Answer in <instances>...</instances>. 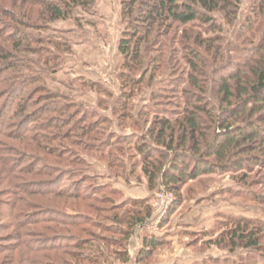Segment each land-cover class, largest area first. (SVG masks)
<instances>
[{
  "label": "trees",
  "instance_id": "16d2710c",
  "mask_svg": "<svg viewBox=\"0 0 264 264\" xmlns=\"http://www.w3.org/2000/svg\"><path fill=\"white\" fill-rule=\"evenodd\" d=\"M25 1L33 8L39 7L36 13L39 12L34 17H42V21L46 23L71 18L77 10L91 7L95 0ZM250 1L253 16H248L247 23L240 31L242 40L251 42L250 47L244 45V49L236 48L232 54L221 43L222 38L205 37L198 29L191 28L190 24L210 25L219 30L214 13L218 12L224 20L232 22L237 16L240 0H121V14L127 20L126 30L118 43L123 67L133 71L142 68V72H152L150 79L157 72L171 68L172 75L179 78H171V83L162 86L163 92L152 96L153 107L138 115H153L151 124L142 136L121 137L109 134L108 139L100 140L95 138L99 135L98 128L96 129L98 121L82 124L89 117L79 113L74 121V112L67 113L70 109L68 105L73 107L70 99H60L42 85L40 89L45 92L44 95L49 96L44 98L40 106L28 111V107L36 100H32L31 93L22 96L23 91L39 79L21 74L19 62H14L12 52L19 51L21 47L31 51V44L36 38L31 32H26L25 24L18 25L20 19L16 17V13L2 6L0 0V39L11 45L0 67V83L4 85V79L8 76H15L17 79L15 83L11 79L0 95V135L17 140L28 138L35 143L36 150L40 148L51 159L66 160L74 165L71 169H63L56 161L42 162L39 156L32 152L14 150L11 144L6 143V149L0 146V159L8 172L2 174L1 183L9 182L6 190L10 189L8 194L12 196L10 219L15 227L11 239L15 240L17 248L24 246L34 251L55 250L79 242L70 236L57 234L38 240L28 230H21V226L38 224L41 220L56 219L61 224H69L71 219L69 216L61 217L55 211L34 207L31 201L24 203L20 193L36 194L43 190L56 196L78 199L84 195V199L93 200L97 193L105 189L94 184L93 176L88 174L86 161L77 152L69 151L66 145L68 141L83 152L100 150L99 146H104L110 140V150L122 153L123 142L133 145L139 155L141 172L149 189L154 190L159 183L162 184L174 193L175 205L181 201L179 185L188 179L216 170H238L250 164L264 166V0ZM13 7L16 8L17 4H13ZM33 13L32 9L23 10V17L30 21L27 23L29 27L34 19ZM255 35H259L257 42L254 41ZM178 39L181 42L180 48L176 46ZM46 41L57 47L58 40L48 38ZM38 42L42 43L43 39ZM157 44L158 60L151 58V63H146L149 61L145 62V55ZM144 63L148 64L147 68ZM163 64L165 69H162ZM7 70H11L8 76L5 75ZM145 75L146 73H140L137 77L126 72L120 74L123 84L131 87L119 96V101L123 102L122 109L127 107L126 103L132 95L131 89L143 84ZM179 83L183 84L180 90ZM49 112L58 115L49 116ZM71 120L75 125L70 124ZM103 121L105 122H100ZM68 125H72L71 129L67 128L61 133ZM75 132L83 137L88 136L89 141L82 142L78 135V140H71L70 136ZM44 141L46 148H41V142ZM56 141L60 143L58 146L50 145ZM9 151H18L16 154L20 157L8 154ZM107 160L110 166L119 164L117 156L110 158L108 155ZM16 179L18 180L15 181ZM86 182L90 188L84 193L82 184ZM106 188L111 194L114 191ZM253 199L264 205V193H255ZM2 201L0 199V205ZM144 203L142 200H132L131 208L124 209L120 206L126 214L122 218L114 217L113 224L107 227H111L114 233L121 234L124 241H128L134 228L144 224L151 215L150 206ZM222 216L226 221L224 223L228 224H223V232L213 243L227 248L229 252L241 248L252 253L237 258H211L202 264H264V245L260 242L264 236V222L229 214ZM73 221L79 222V218ZM143 243V248L136 256V264L148 259L152 249L162 244L154 236L144 238ZM14 246H0V252L2 249L11 251L9 248ZM92 247L98 249L95 242ZM117 255L125 262L130 261L126 251L118 252Z\"/></svg>",
  "mask_w": 264,
  "mask_h": 264
},
{
  "label": "rangeland",
  "instance_id": "374dc122",
  "mask_svg": "<svg viewBox=\"0 0 264 264\" xmlns=\"http://www.w3.org/2000/svg\"><path fill=\"white\" fill-rule=\"evenodd\" d=\"M11 2L17 4V7L14 8ZM250 2V0H240L237 16L232 22L224 20L220 13H214L215 24L220 26L219 30L199 23H191L190 27L198 29L205 37L222 38L221 43L234 54L236 48L244 49V45L250 47L251 44L249 41L242 40L240 34L241 28L247 23L248 16H253ZM1 4L16 13V17L20 19L18 25L25 24L26 32H31L36 38V41L31 44V51L21 47L19 51L12 52L14 62H19L21 74L39 79L23 91L22 96L25 97L31 93L32 100H36L28 107V111L40 106L44 98L49 96L44 95L45 92L40 89L42 85L54 96L70 99L73 107L68 105L70 109L67 113L74 112V121L79 114L89 117L82 124L98 121L96 129L98 128L99 135H96V139L106 140L109 134L110 136L140 137L146 132L153 120V115L141 117L138 115L144 113L145 109L153 107L152 96L159 94L160 91L163 92L162 86L168 82L171 83V78L179 77L172 75L171 68L157 72L150 79L152 72L148 73L146 70L142 72V68L133 71L123 67V57L118 51V43L126 30L127 20L121 14V0H95L91 7L86 10H77L71 18L46 23L42 21V17H34L39 12L36 13L39 7L33 8L30 4H26L25 0H1ZM18 6L22 8L19 9ZM31 9L34 10V19L29 27L27 23L30 21L23 17V10ZM3 17L9 21L8 17L4 15ZM177 34L180 35V33ZM255 36L254 41L257 42L259 35ZM48 38L58 40L57 47L46 41ZM42 39L43 42L39 43L38 40ZM176 42V46L180 48V39ZM157 46L158 44L145 55V62L151 58L158 60ZM9 49H11L10 43L0 39V67ZM180 53L181 50L178 51L179 55ZM146 63L150 64L151 61ZM147 65L145 64L146 68ZM164 66L163 64L162 69H165ZM171 66L172 64L169 65ZM6 72L5 75L8 76L11 70ZM122 72L137 77L140 73L141 75L146 73L144 83L131 89L132 95L126 103V109H122L123 102L119 101V96L131 87L124 85L120 80ZM11 79H14L13 83L17 80L15 76H8L4 79V85L0 83V95ZM182 85L179 83V90ZM48 115L57 116L58 114L49 112ZM102 120L105 122L101 123ZM74 121L71 120L70 124L75 125ZM72 125L62 129L61 133L67 128L71 129ZM77 135V132L73 133L70 136L71 140H78L80 137L82 142L89 141L88 136L78 135V137ZM25 139L27 140H17L0 135V146L6 149L4 145L11 144L14 150L32 152L39 156L42 162L56 161L63 169L74 167L66 160L51 159L50 155L41 152L40 148L36 150L34 142H30L28 138ZM110 142L111 140L104 146L100 145V150L95 152H83L79 147L69 144V141V145L64 141L71 153L77 152L86 161L88 174L93 176L94 184L106 189L97 193L93 200L84 199V195L78 199L56 196L45 193L43 190L36 194L20 193L25 200L24 203L31 201L34 207L55 211L61 217H70L69 224H61L54 219L53 221L41 220L38 224L20 227L21 230H28V233L38 240L57 234L63 237L70 236L76 242L79 241L55 250L34 251L24 246L17 248V243L11 239L15 230L10 219L12 196L8 194L10 189L6 190L9 179L7 183H1L2 174H8V172L0 159V199L3 200V204L0 205V246L3 248L9 244L15 245L9 248L12 249L11 251L1 250L0 264H136V256L143 248L144 238L151 236L157 237L162 244L152 249L150 257L139 264H202L211 258L223 259L228 256L237 258L252 253L241 248L229 252L227 248L214 244L213 240L223 232L225 228L223 224H228L224 223L226 221L223 214L256 218L264 222V205L258 204L253 199L255 193H264V182H262L264 166L250 164L238 170H216L199 175L195 179H188L179 185L181 201L175 205L174 193L162 184L159 183L154 190L149 189L148 182L141 172L139 155L132 147L133 145L129 146L126 142L120 144L123 148L122 153L110 150ZM59 144L56 141V143L51 142L50 145L54 147ZM40 147L46 148L45 141L41 142ZM16 152L18 151L13 153L9 151L8 154L18 156ZM108 155L110 158L117 156L119 164L110 166L107 160ZM82 187L85 193L90 185L86 182L82 184ZM106 187L114 190L112 194ZM163 195L164 202L161 197ZM132 200L144 201V205L150 206L151 215L144 224L134 228L128 241H124L121 234L114 233L111 227L107 226L113 224L114 217L122 218L126 214L121 208H131ZM75 218H79V222L73 221ZM94 242L98 249L92 247ZM260 242L264 245V236ZM125 251L130 261L125 262L118 257V252ZM262 252L264 254V247Z\"/></svg>",
  "mask_w": 264,
  "mask_h": 264
},
{
  "label": "built area",
  "instance_id": "2783aa9c",
  "mask_svg": "<svg viewBox=\"0 0 264 264\" xmlns=\"http://www.w3.org/2000/svg\"><path fill=\"white\" fill-rule=\"evenodd\" d=\"M161 197H162V201L164 202V200H165V199H164V195H163V196H161Z\"/></svg>",
  "mask_w": 264,
  "mask_h": 264
}]
</instances>
